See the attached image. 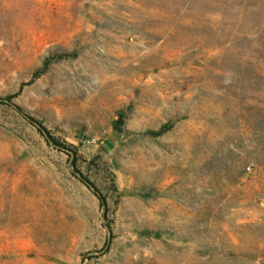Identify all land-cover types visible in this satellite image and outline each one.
<instances>
[{
	"label": "rangeland",
	"instance_id": "rangeland-1",
	"mask_svg": "<svg viewBox=\"0 0 264 264\" xmlns=\"http://www.w3.org/2000/svg\"><path fill=\"white\" fill-rule=\"evenodd\" d=\"M0 264H264V0H0Z\"/></svg>",
	"mask_w": 264,
	"mask_h": 264
},
{
	"label": "trees",
	"instance_id": "trees-1",
	"mask_svg": "<svg viewBox=\"0 0 264 264\" xmlns=\"http://www.w3.org/2000/svg\"><path fill=\"white\" fill-rule=\"evenodd\" d=\"M67 56H68L67 54H59V55H56L55 57H48V58H46V59L44 60L43 64H42V67H41L40 71H37L36 73H34V77H36L39 73H41L42 71H44L45 68L48 66V64H49L52 60H54V59H60V58H64V57H67ZM18 110L22 113L21 109L18 108ZM22 114H23V113H22ZM26 118H28L30 121H33V119H31L30 117H27V116H26ZM120 121H121V114H120ZM116 122H117V121H116ZM116 122H114V130L119 131V127H117V125H115V124H117ZM171 126H172V123H166V124L160 126L159 129H157V130H150V131H148V134H150V135H152V136H159V135L165 133L166 131H168V130L171 128ZM39 132H40V134L46 139V141H47L48 143H51V142H52V141H51V140H52L51 137L49 136V134H48L44 129L40 128V129H39ZM53 145H54L56 148H59L60 150H65L64 147H63L64 145H61V144L58 143L57 141H54ZM78 176H80V175H78ZM81 180H82V181H83V182H84V183H85L90 189H92V190L94 191V193H95V194L98 196V198L100 199V203H101V205H103V204H104V199L100 196L99 192H98L96 189H94V187L91 185V183H90L87 179L81 177Z\"/></svg>",
	"mask_w": 264,
	"mask_h": 264
}]
</instances>
